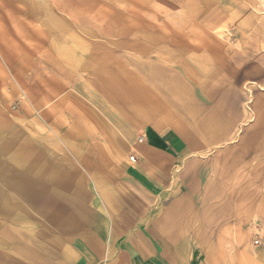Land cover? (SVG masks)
<instances>
[{
    "label": "rangeland",
    "instance_id": "1",
    "mask_svg": "<svg viewBox=\"0 0 264 264\" xmlns=\"http://www.w3.org/2000/svg\"><path fill=\"white\" fill-rule=\"evenodd\" d=\"M50 13L66 24L68 35L103 43L122 62L145 66L146 78L181 104L183 120L200 136L213 116L211 149L247 151L246 158L216 164L214 183L227 188L232 205L220 201L213 213L219 219L236 217L235 231L171 232L172 220L167 232H148L150 243L142 241V232L110 235L113 251L86 256L85 263L129 264L131 248L135 258L144 255L159 264H258L264 250V232H258L259 182L264 188V0H0V116L12 122L37 117V123L20 126L39 139L44 154L49 138L57 140L69 127L63 125L67 118L86 112L79 108L85 97L76 92L81 76L68 69L64 75L58 67L52 50L58 32L45 23ZM50 74L58 78L55 85H64L67 100L60 102L64 94L56 92L55 112L47 113L45 105L36 113L28 88L43 87ZM5 127L10 133L14 126ZM82 128L87 138L94 137V125ZM0 219V228L8 227L1 213ZM21 233L0 232V264L31 263L30 237Z\"/></svg>",
    "mask_w": 264,
    "mask_h": 264
},
{
    "label": "crops",
    "instance_id": "2",
    "mask_svg": "<svg viewBox=\"0 0 264 264\" xmlns=\"http://www.w3.org/2000/svg\"><path fill=\"white\" fill-rule=\"evenodd\" d=\"M47 17L46 25L58 32L52 50L64 70L59 71L81 76L76 92L85 97L79 108L86 112L67 118L63 125L69 127H63L57 140L49 138L45 154L37 148L39 139L20 126L37 123V117L12 122L0 116V213L10 221L0 232L30 237V264H88L86 256L101 258L113 251L110 235L118 232L127 237L142 232V241L150 243L148 232H167L172 220L171 232L235 231L231 220L236 217L219 219L213 213L220 201L232 205L227 188L214 183L216 164L246 158L247 151L211 149L213 116L200 136L186 122L181 104L146 78L145 66L126 64L103 43L68 35L62 20L51 13ZM56 79L50 74L43 87L33 83L28 88L34 112L45 105L47 113L55 112L51 96L56 92L66 102L64 85H55ZM87 122L96 129L92 138L82 128ZM10 125L14 127L7 133ZM129 155L135 156V164L128 162ZM258 232H264L260 182ZM129 252V264H159L147 262L144 255L135 258L131 248ZM260 255L258 264H264V250Z\"/></svg>",
    "mask_w": 264,
    "mask_h": 264
},
{
    "label": "built area",
    "instance_id": "3",
    "mask_svg": "<svg viewBox=\"0 0 264 264\" xmlns=\"http://www.w3.org/2000/svg\"><path fill=\"white\" fill-rule=\"evenodd\" d=\"M142 141H143V138H140V139H139V142H142ZM130 160L132 161V163H136V158H135V156H131ZM257 243H258V245H259L260 241L258 240Z\"/></svg>",
    "mask_w": 264,
    "mask_h": 264
}]
</instances>
